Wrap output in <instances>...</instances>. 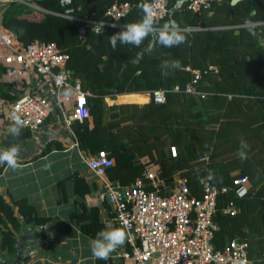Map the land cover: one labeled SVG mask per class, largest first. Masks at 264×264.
Returning <instances> with one entry per match:
<instances>
[{
    "label": "trees",
    "instance_id": "1",
    "mask_svg": "<svg viewBox=\"0 0 264 264\" xmlns=\"http://www.w3.org/2000/svg\"><path fill=\"white\" fill-rule=\"evenodd\" d=\"M115 1L124 0H11L2 7L1 24L24 44L51 41L68 53L71 76L90 92V117L73 119L70 129L81 150L93 154L104 149L113 158L106 169L108 179L128 185L144 177L147 166L158 164L164 185L184 176L199 196L200 180L211 172V183L229 186L220 193L214 214L217 239L222 242L226 233L239 235L248 241L253 262L264 264V0L214 1L197 11L188 8V0H168L169 13L160 18L159 26L174 21L187 42L173 47L157 44L151 54L146 51L151 37L140 47L118 43L113 51L108 37L120 26H105L99 37L91 31L87 20L106 19L105 11ZM128 1L132 5L120 19L123 24L139 19L137 5L147 0ZM164 61H179L181 67L165 68ZM195 69L201 74L195 83L201 92H187ZM157 88L166 90L165 101H146L142 93ZM9 92L2 89L0 95L12 98ZM123 93L129 95L119 96V101H136L106 105V97ZM57 113L55 107L45 122L53 123ZM26 136L29 130L23 128L19 137ZM242 140L246 148L241 147ZM54 147L61 148V141L48 140L38 154ZM239 175L249 178L250 187L236 198L231 186ZM73 179L80 195L90 191L83 177L75 173ZM232 199L237 200V211L222 212ZM49 218L25 196L10 203L0 193V260L17 252L14 229L23 222L43 225ZM102 226L94 219L81 225L92 237Z\"/></svg>",
    "mask_w": 264,
    "mask_h": 264
},
{
    "label": "built area",
    "instance_id": "2",
    "mask_svg": "<svg viewBox=\"0 0 264 264\" xmlns=\"http://www.w3.org/2000/svg\"><path fill=\"white\" fill-rule=\"evenodd\" d=\"M9 1L0 0V67L11 79L9 89L14 95L8 99L6 116L11 124V113L19 109L25 121L24 128L29 130V142L41 148L58 133L59 130L56 128L54 133L52 127L55 123L59 125L62 120L70 128L73 119L90 117L87 104L90 92L82 88L78 78L71 76L67 67L69 55L55 42L33 39L24 44L1 24L2 7ZM167 1L146 2L152 4L162 18L169 13ZM214 1L221 0H188L187 6L197 11L208 8ZM158 3L160 6L155 7ZM131 5L128 0L115 1L107 7L106 19L87 22L91 25L99 21L105 26L124 25L120 19ZM210 68L217 70L214 66ZM193 71L195 77L186 84L185 91L201 92L195 87L200 71ZM67 87L73 90V94L69 97L60 95ZM149 96L155 102H164L166 90L154 89ZM55 107L58 109L56 119L53 123H46ZM170 152L175 155L174 146L170 147ZM202 158H206L205 155ZM85 161L101 179L94 192L96 199L109 205L116 227H124L129 233V239L117 253L118 264H239L240 261L255 264L249 256L246 239L228 233L222 242L217 239L219 224L214 214L220 193L229 186L219 187L202 178L198 196L191 191L186 177H178L167 187L159 177V171L149 166L144 177L122 185L106 175V169L113 164V158L106 150L90 154ZM249 187V178L239 175L233 179L231 190L236 198H240L247 194ZM237 209V200L232 199L221 211L234 214Z\"/></svg>",
    "mask_w": 264,
    "mask_h": 264
},
{
    "label": "crops",
    "instance_id": "3",
    "mask_svg": "<svg viewBox=\"0 0 264 264\" xmlns=\"http://www.w3.org/2000/svg\"><path fill=\"white\" fill-rule=\"evenodd\" d=\"M35 12L33 16L39 17V13L35 15ZM10 81L0 67V90H10ZM127 95L118 94L117 98ZM8 99L0 95V150L18 145L22 167L13 171L2 165L0 193L10 203L25 196L36 206L39 214L50 217L43 225L23 222L18 229H14L17 249L22 247L24 253L23 264H118L117 253L120 248L108 260L93 258L89 241L95 237L88 235L81 227L92 219L103 225L101 229L116 227L111 219L109 205L95 197L94 192L100 186L101 179L89 169L85 161L90 153L78 147L71 129L67 128V131L59 129L54 137L61 141V148L54 147L39 155L44 146L36 147L29 142L28 136L14 138L10 134L11 124L6 116L10 102ZM149 167L157 171L160 169L158 164H150ZM75 173L83 177L90 188L84 196L75 189ZM80 202L84 203L83 207ZM13 208L18 214L17 206L13 205ZM78 214L83 216L78 217Z\"/></svg>",
    "mask_w": 264,
    "mask_h": 264
},
{
    "label": "clouds",
    "instance_id": "4",
    "mask_svg": "<svg viewBox=\"0 0 264 264\" xmlns=\"http://www.w3.org/2000/svg\"><path fill=\"white\" fill-rule=\"evenodd\" d=\"M61 3H64V0H61ZM159 6L160 4L158 3L155 7ZM137 7L142 12L141 17L135 21L121 25L120 31L108 37L109 44L113 51H116L118 43L120 45L140 47L149 37H151V40L146 48L149 54L155 50L157 44L162 47H173L187 42V36L174 21L165 23L162 27L159 26L160 17L152 4L142 2L138 4ZM111 27H116V25L113 24ZM104 29L105 23L99 21L92 25L91 31L99 37L104 35ZM254 34L255 33H253V35ZM162 66L173 69H179L181 67L179 61H164ZM72 94L73 90L70 87L65 88L60 93V95L64 97H69ZM10 119L12 123L9 127V132L12 137L18 138L25 126V121L22 118L20 110H14L11 113ZM241 147H247L246 142L243 140L241 141ZM19 152L20 149L18 145H12L6 149L0 150V165H6L7 168L13 171L21 168L22 165L19 162ZM241 158H243V156H241ZM213 178L214 176L210 172L207 179L212 180ZM102 223H104V221H102ZM128 239L129 233L124 227L106 226L97 232L95 238L90 239L89 246L91 255L98 260H108L111 254L122 247ZM239 264H244V261H240Z\"/></svg>",
    "mask_w": 264,
    "mask_h": 264
},
{
    "label": "rangeland",
    "instance_id": "5",
    "mask_svg": "<svg viewBox=\"0 0 264 264\" xmlns=\"http://www.w3.org/2000/svg\"><path fill=\"white\" fill-rule=\"evenodd\" d=\"M38 13L39 12H35V15H38ZM117 96L114 99H111L109 97H106L105 98L106 105L108 106V105H111L113 103L134 102V101L127 100V99L126 100L118 101L119 98H117ZM146 96H147L146 101H148L150 99V96H149L148 93H146ZM141 103H144V101L141 102ZM141 103H139V104H141ZM52 127H53L54 133H55L57 131V129L58 130L59 129H62V130L65 131L68 128V125L66 123H64V121L61 120L59 125H57V123H55L54 125H52ZM59 131H58V133H59ZM23 255H24V253L22 252V247H18L17 252L15 253V255H10V254L4 255L3 259L0 260V264H23V261H24V258H25Z\"/></svg>",
    "mask_w": 264,
    "mask_h": 264
},
{
    "label": "water",
    "instance_id": "6",
    "mask_svg": "<svg viewBox=\"0 0 264 264\" xmlns=\"http://www.w3.org/2000/svg\"><path fill=\"white\" fill-rule=\"evenodd\" d=\"M238 1H240V0H231V3L234 4V3L238 2Z\"/></svg>",
    "mask_w": 264,
    "mask_h": 264
},
{
    "label": "bare ground",
    "instance_id": "7",
    "mask_svg": "<svg viewBox=\"0 0 264 264\" xmlns=\"http://www.w3.org/2000/svg\"><path fill=\"white\" fill-rule=\"evenodd\" d=\"M123 94H128V93H123Z\"/></svg>",
    "mask_w": 264,
    "mask_h": 264
}]
</instances>
